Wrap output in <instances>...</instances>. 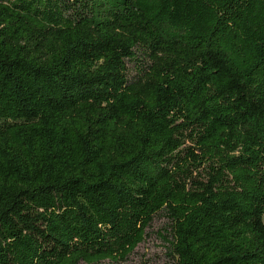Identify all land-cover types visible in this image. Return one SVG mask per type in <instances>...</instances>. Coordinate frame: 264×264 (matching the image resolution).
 Listing matches in <instances>:
<instances>
[{
  "label": "trees",
  "instance_id": "obj_1",
  "mask_svg": "<svg viewBox=\"0 0 264 264\" xmlns=\"http://www.w3.org/2000/svg\"><path fill=\"white\" fill-rule=\"evenodd\" d=\"M157 215L164 264H264V0H0V264Z\"/></svg>",
  "mask_w": 264,
  "mask_h": 264
},
{
  "label": "rangeland",
  "instance_id": "obj_2",
  "mask_svg": "<svg viewBox=\"0 0 264 264\" xmlns=\"http://www.w3.org/2000/svg\"><path fill=\"white\" fill-rule=\"evenodd\" d=\"M131 70V64H128ZM166 219L162 215H157L147 229L148 235L129 255L126 262L121 264H164V244L160 239L164 232ZM101 264H118L103 261Z\"/></svg>",
  "mask_w": 264,
  "mask_h": 264
}]
</instances>
